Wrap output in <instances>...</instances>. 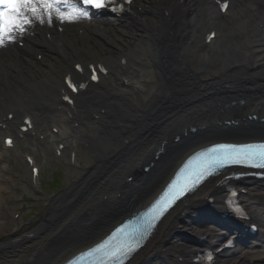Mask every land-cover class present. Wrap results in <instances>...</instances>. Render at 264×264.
Returning <instances> with one entry per match:
<instances>
[{"label":"bare ground","instance_id":"1","mask_svg":"<svg viewBox=\"0 0 264 264\" xmlns=\"http://www.w3.org/2000/svg\"><path fill=\"white\" fill-rule=\"evenodd\" d=\"M130 8L108 28L91 26L79 16L73 21L53 17L52 23L45 17L44 23L34 21L25 34L0 46V125H5L0 127V163L6 157L3 136L11 131L19 141L17 128L26 116L32 117L34 130L45 135L42 142L49 146H72L80 138L85 160L78 169V162L74 167L62 154L68 168L78 171L77 178L38 227L25 235L16 227L12 240L0 242V264H60L149 203L183 157L209 140V134L246 125L263 129L264 0H233L229 14L221 18L209 0H133ZM61 22L68 25L60 33ZM209 26L219 35L203 46L199 35ZM258 27L263 29L261 37L255 35ZM80 28L84 30L77 34ZM18 40L25 49L18 48ZM76 63L84 69L99 63L109 73L102 85L107 88L88 87L70 110L59 98L64 76ZM253 114L257 118L249 120ZM54 127L57 133L50 131ZM149 163L148 171H139ZM132 170L135 177L128 184L126 173ZM0 173V190H5V175L11 180L13 176L4 166ZM239 188L261 187L246 180ZM208 192L215 193L214 207L222 210L221 189L206 186L185 200V218L170 213L127 264H159L157 260L167 256L159 253L164 244L184 251L179 242L188 236L176 239L177 225L185 233L193 223L219 225L203 212ZM249 198L252 220L260 224L263 236L264 209L254 207L256 196ZM246 252L235 254L232 264H244Z\"/></svg>","mask_w":264,"mask_h":264},{"label":"snow or ice","instance_id":"2","mask_svg":"<svg viewBox=\"0 0 264 264\" xmlns=\"http://www.w3.org/2000/svg\"><path fill=\"white\" fill-rule=\"evenodd\" d=\"M70 2V10L65 9L64 6ZM78 2L84 6L83 9L77 6L75 0H0V46H4L6 42H13L18 35L25 34L34 21L44 23L45 17H47L48 23L53 22V17L60 21H73L78 16H87L88 12L84 10L87 7L102 8L106 6L108 0H78ZM92 79H97L96 75H92ZM257 149L260 151H255ZM196 157H205V159L197 170L187 174L183 183H178L176 180L172 181L168 186L169 193H165V197H162L153 205L154 214L145 221L148 226L178 196H182L184 192L199 184L217 166L225 163H237L253 164V166L264 168V144H220L207 149L206 152L197 153ZM196 157H193V159ZM188 166V164H185L177 175L184 173ZM121 231V228H117L112 236ZM140 238L142 237L138 232H125L123 242L110 249L108 255L118 262L120 257L127 255L139 246ZM108 239L110 240L111 237ZM107 243L108 240H105L100 247L103 248Z\"/></svg>","mask_w":264,"mask_h":264},{"label":"rangeland","instance_id":"3","mask_svg":"<svg viewBox=\"0 0 264 264\" xmlns=\"http://www.w3.org/2000/svg\"><path fill=\"white\" fill-rule=\"evenodd\" d=\"M9 161H10L9 162L10 164L15 165L14 160L10 159ZM55 170H56V164L53 161H50L49 162V170L46 173V179L50 178L52 173ZM75 176H76V174H74L73 177H75ZM18 188L21 190H24V188H20L19 186H18ZM26 194H28V196H30L31 201H27L24 203L30 202L29 203L30 204L29 209L37 215H36V219H34L32 226L30 228L25 227L24 229L21 230L20 233L29 232L31 230V228H36L40 224L39 222H40L41 218L44 217L46 214L49 215V213H50V211H47V207L45 209H43V207L45 206V203H43L39 200L38 195L36 197H34L33 195L30 194V192H28ZM15 196H16V194L14 192H12L11 190H8V189L0 190V223H4V225H2V227L0 228V236H3V235H5V233L9 232L10 230H13L12 219L9 218V216L11 214L10 212L12 210H14L17 207V205H19V203L15 201ZM53 208H54V205H52L51 213H52ZM5 209L8 210L6 214L3 212V210H5ZM30 210H27V211L29 212ZM260 230H262V229H260ZM9 239H11V238H7V237L0 238V242H7Z\"/></svg>","mask_w":264,"mask_h":264}]
</instances>
